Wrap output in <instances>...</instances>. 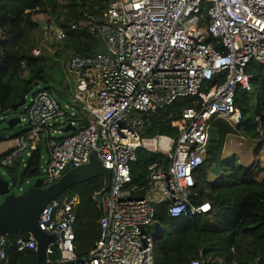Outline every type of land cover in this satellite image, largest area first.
<instances>
[{"label": "built area", "instance_id": "built-area-1", "mask_svg": "<svg viewBox=\"0 0 264 264\" xmlns=\"http://www.w3.org/2000/svg\"><path fill=\"white\" fill-rule=\"evenodd\" d=\"M206 14L207 25L201 26ZM52 32L59 40L65 38L57 29ZM91 34L105 40L114 58L72 56L68 69L84 78L77 102L61 104L48 90L33 93L20 119L27 131L2 163L29 157L46 142L49 156L40 177L45 186L89 164L93 153L112 173L98 203L101 237L87 257L79 258L75 249L80 197L65 195L45 207L39 228L56 241L48 246L44 264H155L156 205L168 203L173 219L212 211L210 203L196 206L190 201L194 172L207 153L210 120L217 117L233 125L243 121L235 94L252 91L248 64L264 65V0H111ZM40 53L38 49L34 55ZM222 75L223 83L202 92L205 82ZM83 93L89 94L88 100ZM196 96L201 107L185 110L173 123L177 138L142 137L143 115ZM74 104L87 117L86 127L68 123L69 115L77 117ZM70 125L77 130L66 132ZM139 149L170 161L168 167L150 165L147 188L132 185L131 164ZM7 236L0 238V264H12L11 249L37 253L32 235L13 242Z\"/></svg>", "mask_w": 264, "mask_h": 264}, {"label": "trees", "instance_id": "trees-1", "mask_svg": "<svg viewBox=\"0 0 264 264\" xmlns=\"http://www.w3.org/2000/svg\"><path fill=\"white\" fill-rule=\"evenodd\" d=\"M111 0H0V122L15 116L12 106L23 98L28 101L35 93L31 88L38 83L63 104L68 91V82L58 72L68 69L72 56L89 57L97 49L96 37L91 29L101 23ZM46 18L48 30L36 25L38 18ZM207 25V14L201 26ZM75 26H77L75 28ZM61 31L65 38L59 40L52 32ZM50 33L49 38L45 37ZM40 55H34L35 50ZM69 70V69H68ZM251 78L252 91L238 90L235 105L243 115L239 125L214 117L209 122L207 153L202 164L194 172L195 185L190 201L196 206L212 205L208 214H196L189 218L173 219L169 204L156 205V219L161 223H172L171 232L160 231L155 236V264H191L201 260L204 264H264V168L260 165L248 167L240 163L236 155L225 158V147L232 137L245 140L255 151L264 147V65L251 61L246 67ZM81 77H83L81 75ZM225 81V75L205 82L202 92ZM201 98L188 97L175 101L161 110L142 116V137L172 136L177 138L178 128L173 125L182 119L190 108L201 107ZM71 103V102H67ZM77 117H67L68 123L77 122L79 128L89 124L78 104H74ZM25 111L22 113L24 115ZM20 116L19 118L21 119ZM8 118V119H7ZM22 127L15 136L25 134ZM5 138V131L0 135ZM43 144L25 160L19 157L11 165L2 162L16 150L0 156L5 179L16 193L29 180L42 176ZM261 149V150H262ZM158 162L170 165L167 157L137 151V160L131 164L133 186L148 187L149 167ZM2 176V175H0ZM106 188L103 176L72 187L65 195L80 197L79 215L76 219L75 249L79 258L87 257L101 237V209L95 199L97 193ZM145 191L141 192L142 197ZM64 195V196H65ZM10 241L28 238L27 234L14 233L7 236ZM12 264H38L34 251L19 253L9 251Z\"/></svg>", "mask_w": 264, "mask_h": 264}, {"label": "water", "instance_id": "water-1", "mask_svg": "<svg viewBox=\"0 0 264 264\" xmlns=\"http://www.w3.org/2000/svg\"><path fill=\"white\" fill-rule=\"evenodd\" d=\"M35 23L42 30L50 28V23L46 18H38ZM96 41L98 47L93 54L108 55L114 58L102 37L97 36ZM36 87H39L38 83L30 91ZM26 103V98H23L19 103L14 104L12 106L14 112H18L21 107L26 106ZM20 122L19 117L12 118L8 123L9 128L19 125ZM76 130L77 128L72 125L65 129L66 132H75ZM3 137L2 133L0 139ZM98 176H103L106 182V188L95 196L96 201L100 203L103 194L109 188L112 173L103 167L96 153H93L89 164L69 170L57 182L45 186L44 179H38L32 187L20 195L13 192L9 180L0 176V194L3 197V202L0 204V238L14 233L32 235L38 244V264H44L48 246L56 241V237L39 228L41 213L51 201L64 196L75 185L85 183ZM76 214L79 215V209ZM152 228L156 233L164 231L158 222L154 223Z\"/></svg>", "mask_w": 264, "mask_h": 264}, {"label": "rangeland", "instance_id": "rangeland-1", "mask_svg": "<svg viewBox=\"0 0 264 264\" xmlns=\"http://www.w3.org/2000/svg\"><path fill=\"white\" fill-rule=\"evenodd\" d=\"M62 73L58 72L59 77L64 76L66 78V81L68 82V91L67 95L64 98H60L63 104L67 102H77L76 98L80 95L78 90V84L80 81V78L78 75L74 74L70 70H64L61 71ZM42 86L36 87L34 89L35 91H38L41 89ZM95 91L97 92V89L95 88ZM55 95L56 92H54ZM83 100L89 99L88 93H83L82 96ZM93 104H96L93 100H91ZM25 111V106L21 107L17 113H15V116H22V113ZM8 119V118H7ZM24 123H20L19 126H17L14 130H9L7 126V122H0V131H5V138L0 141V156L5 154L6 152L15 149L18 146V139L15 137L22 129ZM43 149V156H42V168L44 169L46 167V163L48 160V149L46 142L42 145ZM262 149V148H261ZM255 151L253 150L245 140L239 139L237 137H232L226 144L225 147V158H228L229 156L236 155L240 158V163L244 164L245 166H258L260 165L261 168H264V147L262 150ZM28 158V155L25 154V160ZM0 175L2 177H6L7 175H4L2 167L0 166ZM36 180H29L28 183L25 184L23 191H17L16 194L20 195L25 190L29 189L35 184ZM3 202V197L0 198V204ZM174 224L172 223H163L162 229H164L165 232H171L174 228Z\"/></svg>", "mask_w": 264, "mask_h": 264}, {"label": "bare ground", "instance_id": "bare-ground-1", "mask_svg": "<svg viewBox=\"0 0 264 264\" xmlns=\"http://www.w3.org/2000/svg\"><path fill=\"white\" fill-rule=\"evenodd\" d=\"M79 78H80V81H79V84H80L84 78L81 77V75L79 76ZM83 81H84V80H83ZM86 82H88V80H87ZM79 84H78V85H79ZM78 85H77V86H78ZM77 88H78V87H77ZM93 88H95V86H93Z\"/></svg>", "mask_w": 264, "mask_h": 264}, {"label": "clouds", "instance_id": "clouds-1", "mask_svg": "<svg viewBox=\"0 0 264 264\" xmlns=\"http://www.w3.org/2000/svg\"><path fill=\"white\" fill-rule=\"evenodd\" d=\"M16 194V193H15Z\"/></svg>", "mask_w": 264, "mask_h": 264}]
</instances>
